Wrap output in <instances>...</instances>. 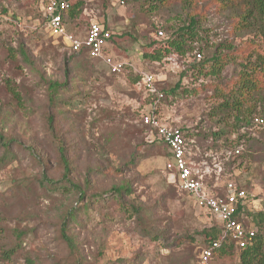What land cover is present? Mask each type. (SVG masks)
I'll return each mask as SVG.
<instances>
[{"label":"rangeland","instance_id":"374dc122","mask_svg":"<svg viewBox=\"0 0 264 264\" xmlns=\"http://www.w3.org/2000/svg\"><path fill=\"white\" fill-rule=\"evenodd\" d=\"M148 1L83 0V12L67 22L68 30L81 37L87 34L89 23L98 21L107 23L109 31L117 34V42L110 43L107 52L128 66L122 73L112 74L102 62H88L83 57L68 60L74 54L50 37L41 22L40 0H0V131L12 134L24 147L17 161L0 170V264H26L29 256H39L42 264H54L66 256L63 246L58 244L55 225L62 211L76 208L78 203L75 197L61 193L48 197L34 178L42 173L51 179L60 178L57 151L46 122L49 114L55 115L57 130L66 144L75 146L70 154L75 179L84 183V178H89L95 192L130 181L133 193L128 196L129 201L143 208L142 223L126 214L115 201L91 211L90 220L84 218L83 226L73 230L86 264H198V249L204 243L200 233L213 222L187 195L168 186L163 174L164 151L159 145H149V132L141 125L140 113L147 111L149 100L130 75L150 71L167 87L181 80L185 86L213 83L227 88L236 73L234 65H229L216 79L196 80L191 74L182 77V73L198 65V53L203 59L219 45L240 48L261 40L236 30L235 23L242 14L240 6L225 11L213 0H203L200 7L206 12V21L202 23L206 35L201 46L204 51L196 45L185 56L171 55L160 64L151 63L144 57L149 44L164 41L155 30L163 29L168 37L170 30L164 27L181 25L194 9L187 4H174L158 13H143L141 8ZM19 44L26 45L33 67L10 56V49H17ZM65 78L72 88L60 97L68 103L52 111L43 80ZM8 81L27 97L31 116L25 114L9 92ZM210 95L189 96L173 104L163 102L161 114L176 126L198 127L206 133L228 128L227 124H218L219 118L210 116L221 99L218 93L212 98ZM256 100V115L262 117L264 98ZM252 133L257 141L246 144V151L236 159L240 168L235 166V173L245 185L248 183L251 193L263 200L264 209V130ZM43 160L49 162V168L42 167ZM130 161L134 162L133 169L124 176L89 174L98 166L119 168ZM26 180H33L29 188L17 187ZM29 213L36 215L37 220H23ZM151 229L165 237L153 239L147 235ZM15 231H26L27 236L21 253L5 261L2 245ZM188 236L194 241L168 248L173 240ZM238 256L220 257L215 263L239 264Z\"/></svg>","mask_w":264,"mask_h":264},{"label":"trees","instance_id":"16d2710c","mask_svg":"<svg viewBox=\"0 0 264 264\" xmlns=\"http://www.w3.org/2000/svg\"><path fill=\"white\" fill-rule=\"evenodd\" d=\"M65 1L69 2L71 7L64 14V24L68 33L78 36L68 30L67 22L76 19L83 12L84 2L83 0H77V2L71 4L70 0ZM201 1L203 0H149L147 6L141 8V11L147 14L161 12L174 4H187L194 9V12L188 13V16L183 20L181 25H171L168 28L164 27L170 30V35L162 39L164 40L163 42L157 43L154 41V43L149 44L148 51L144 54L146 60L151 63L160 64L171 55H187L195 50L196 45L200 47L199 49L201 52L204 51L201 46H203L206 35L202 23L206 21V12H203V7H200ZM213 1L216 2V4L218 3L219 7L225 11L240 6L242 14L235 23L236 30L243 34H253L254 37L261 41H252L250 44H246L240 48H235L227 44L219 45L211 56L204 57L200 60L198 65H194L182 73V77L191 74L190 77L196 80L216 79L221 77L224 70L229 65H234L236 73L227 88L221 87V84L213 83L200 85L198 87L185 86L181 80L177 84L168 87L165 86V82L161 83L156 81V87L164 94L162 103L166 102L167 104H173L179 99H185L189 96L197 97L204 93L208 95L211 94L209 96L210 98H212L215 93L220 95V102L213 106L210 116L219 118L218 124H227L228 128L223 127L221 129H214L211 133H206L199 130L198 127L191 128L187 125H181V128L188 139L195 140V146L200 152L198 154L199 156L194 157V160L197 162H200L204 158L211 161L210 158L206 157L208 152L222 153L235 151L238 148L243 149L242 154L233 155L225 164V173L220 178L217 188V194L224 196L226 194L225 183L229 180H237L239 178L235 173V169L238 168L237 170H239L240 168V164L236 166V159L242 157L246 151L245 147L248 142L257 141L255 139L256 137L253 136V130H264L263 127H258L255 123L256 118L264 120V115L262 117L256 115V99L258 97L264 98V0ZM199 9L202 10L198 11ZM40 19L46 27V21L41 13ZM103 24L106 29L109 30L107 28V23L105 24L103 22ZM89 25L90 23L88 27ZM162 30L163 29H157L155 32L158 34V32ZM86 35L84 37H79L85 38ZM57 41L65 45L62 39ZM116 42L117 34H113L109 41V46L111 45L110 43L115 45ZM71 53L74 55L72 57L73 59H68L70 62H73L76 57L87 58L88 62H102L100 59L90 57L86 49H83L81 52ZM10 56H12L14 60L23 62L28 67L34 66V62L24 44H19L17 49H10ZM148 73H150V71ZM130 76L135 84L140 82L141 75L139 73H136L134 77L132 75ZM43 82L47 88V104L52 111L60 108L62 104L68 103L60 97L63 92L70 91L72 88H70V83L66 78L64 81L45 79ZM7 88L18 102V105L23 108L25 114L31 116L32 112L29 111L30 107L27 105V97L21 93L19 87L8 81ZM141 115L142 113H140V120ZM231 121L233 122L231 123ZM46 122L50 132L49 134L53 139V144L57 151L56 164L59 169L60 178L58 180L51 179L45 173H42L39 178H34L48 197L51 196V193H61L75 197L78 203L76 208H66L62 211L58 217V222H56L55 228L58 233L56 238L58 244L63 246L66 251V256L64 259L54 262V264H86L80 250L77 235L73 230L74 228L83 226L84 218H86V221L90 220L91 211L108 201H115L119 208L124 210L126 214H130V216H132L131 218L136 217L137 221L142 223L144 216L143 208L129 201L128 196H131L133 193L130 181L126 180L122 184H113L111 187L99 192H95L94 184L89 178L85 177L84 183L77 181L73 176L75 172L74 162L70 159V154L73 153L75 147L74 144L71 143V145H67L61 137V134H59L57 130L58 123L56 122L54 114L47 115ZM141 125L150 133V128L145 126L142 121ZM149 145H159L157 147H160V149L164 151L166 163L171 160V154L167 145L158 142H149ZM23 150L24 147L22 144L15 139L12 134H5L3 131H0V170L17 161L19 159L18 154ZM30 154L35 157L33 152ZM133 164L134 162L130 161L127 162L125 166L119 168L111 165L106 167L98 166L91 169L89 174L102 177L107 175L124 176L133 169ZM49 166L50 164L48 161H42V167L44 169L49 168ZM235 166L237 168H235ZM163 174L169 184L168 186L173 188V190L177 189V191H179L177 184L170 181V175L167 174L164 169ZM214 178L215 177L212 176L208 181L211 182ZM32 181L33 180L21 181L17 187L20 189H24V187L29 188V184L33 183ZM244 188L246 191L250 192L248 183ZM182 194L187 195L196 207L194 200L189 194ZM30 195H32V192H30ZM257 197L261 199L258 195ZM207 215L211 218L213 224L200 233L204 243L198 249V264H200L202 250L208 248L212 242L219 240L222 236L221 223L209 213H207ZM238 219L243 223L246 229L256 230V237L253 245L245 249H240L233 241L226 239L221 242L220 248L216 250L214 263L220 257H233L239 254V264H264V209L262 208L258 211H249L245 209L242 211V215H239ZM23 220L35 221L37 217L29 213ZM147 235H150L155 240H158L160 236L165 237L163 233L153 229L148 230ZM26 236V231H15L11 238H7V241L2 245V256L5 261H11L14 256L21 253L22 244ZM189 241H194V238L189 236L181 237L173 240V242L167 246L168 248H172L173 246L181 247ZM25 263L42 264L39 256L26 257Z\"/></svg>","mask_w":264,"mask_h":264},{"label":"built area","instance_id":"2783aa9c","mask_svg":"<svg viewBox=\"0 0 264 264\" xmlns=\"http://www.w3.org/2000/svg\"><path fill=\"white\" fill-rule=\"evenodd\" d=\"M43 17L46 21V30L50 37L63 40L71 52H81L86 49L90 57L100 59L112 74H120L127 68V64L116 60L108 54L107 49L113 33L106 29L100 21L91 22L85 38L68 33L64 24V14L71 7L65 0H40ZM159 39H165L163 31L158 32ZM198 60L202 59L200 53ZM140 82L136 85L142 89L149 100L147 111L141 115L142 123L150 128V142L167 145L171 154L164 171L170 175V181L177 184L181 193L189 194L196 207L206 211L222 225V236L219 240L202 250L200 264H215V252L221 242L229 239L240 249L252 246L255 229H246L238 219L245 209L249 211L261 210L262 199L245 190L243 181L229 180L225 183L226 194H217L218 182L225 173V164L233 155L242 154L243 149L228 152H208L200 162L194 157L199 156V149L194 139H188L181 127L169 122L161 114L164 94L156 87V76L150 73H139ZM258 127L264 128V120L255 119ZM214 176V183L208 180Z\"/></svg>","mask_w":264,"mask_h":264},{"label":"crops","instance_id":"0c3cea01","mask_svg":"<svg viewBox=\"0 0 264 264\" xmlns=\"http://www.w3.org/2000/svg\"><path fill=\"white\" fill-rule=\"evenodd\" d=\"M41 7V6H40ZM211 183H214V180L213 181H211Z\"/></svg>","mask_w":264,"mask_h":264}]
</instances>
